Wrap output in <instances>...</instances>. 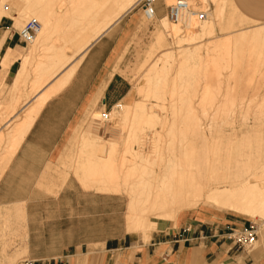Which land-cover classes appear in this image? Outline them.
I'll list each match as a JSON object with an SVG mask.
<instances>
[{
	"label": "crops",
	"instance_id": "0c3cea01",
	"mask_svg": "<svg viewBox=\"0 0 264 264\" xmlns=\"http://www.w3.org/2000/svg\"><path fill=\"white\" fill-rule=\"evenodd\" d=\"M155 1L154 17H145L143 12L145 18L158 20L144 51L146 60L167 17H159L165 7L163 1ZM232 3L246 18L264 22V0ZM135 5L87 50L76 52L80 44L77 42L76 56L61 72L64 74L78 63L73 76L43 104L2 173L0 264H11L22 252H26L24 258L34 259L35 264H237L245 258V250L234 245L227 232L230 227L249 226L251 217L220 207L197 208L199 204L177 213L176 227L153 230L145 239L142 232L126 230L123 207L127 200L121 193L102 190L104 182H100L102 187L98 182L101 171L93 170V182L92 164L97 168V163L82 164L92 153L87 141L95 136L90 134V127L97 124L92 121V114L113 110L124 103L130 106L135 99L134 85L123 73L133 35L138 27L147 26L143 20L138 25L140 11L134 8L139 4ZM15 25L10 16H3L0 21V76L7 85L4 104L11 100L16 78L23 70L19 56L23 43ZM86 36L88 32L79 38ZM5 59H10L6 67ZM34 100L21 106L19 112L23 113ZM21 113L14 118L11 115L0 131L4 132L9 123L14 128ZM93 183H98L101 190L88 187ZM5 223L9 225L8 248L3 241L8 228Z\"/></svg>",
	"mask_w": 264,
	"mask_h": 264
},
{
	"label": "rangeland",
	"instance_id": "374dc122",
	"mask_svg": "<svg viewBox=\"0 0 264 264\" xmlns=\"http://www.w3.org/2000/svg\"><path fill=\"white\" fill-rule=\"evenodd\" d=\"M18 1L19 0H10L9 5L10 7L13 6V8L12 7L11 8L14 10L10 8V11H11L10 17H12L15 20L16 25H17L15 26L18 28V32H19V30L22 28L25 22L28 21V18L21 19L22 21L20 20V18L18 20L17 16L19 13L17 11H20V7L17 5ZM20 1L23 2L24 0H20ZM63 1L65 2V0H62L60 1V3L61 2L63 3ZM75 1L78 5L82 4L83 2L82 0H78L82 2H77V0H66L67 3L66 4L64 3L62 6H60L62 3L61 4L59 3L60 4V5L58 4L59 6L56 5V7L54 6L52 7V5L49 3V5H44V7L43 6L38 7L41 13L44 10L43 11L44 14L42 13L43 17H46L49 14L50 17L48 16L47 19L49 20V18L51 17L53 19L51 18L50 22H48L47 20L46 22H44L47 25L46 24L43 25L44 24L43 21L42 20L40 21V18H39L41 13L37 9L38 16H34L33 18L37 19L40 23L42 22L41 28L37 34V39L34 42L29 43V44L22 41L23 47H21L19 56L21 57V60H22V68L25 66V72H24L23 81L21 84L22 88L19 93L21 97L18 102V106H17L18 108H16V111H13L12 116H11L12 118H14L15 115H18L21 113L18 110L21 106L26 105L27 103L31 102L29 100H33L36 94L40 92L39 88L41 86H39V88L37 89H34V86H33V82L37 76V69H38L39 61L46 60L47 57L48 59H50L49 57L53 55L57 50L56 46L58 45L61 46L62 42L64 45L66 43L68 44L63 47L65 48L66 53L67 52L68 54L73 53L75 49L77 48L75 47L77 42L79 41V43L82 44V41L86 40L85 39L86 37L83 39L79 37L85 34L87 31L89 32V30L93 31V29H91V26H93V23L94 24L97 23L98 18H95L94 20L93 17H91L90 15L89 16L86 15L85 12L84 14L86 16L84 14H81L79 11L80 9L83 8L82 5L84 4L79 5L80 8L78 7V5L77 7L76 5L75 7H73L74 6L73 2ZM161 1H163L165 11L162 15H159V17L167 14L168 6L174 3L176 0H166L167 1L166 4L168 6H166V4L164 3V0H161ZM190 1L191 2L193 1L192 3H193V7L195 10L208 11V14H209L208 20L214 21L215 26H216V32L213 33L214 35L206 34V33L201 34L199 31H201V29L203 28V22L200 21L198 22L199 27L195 29L199 32L198 38H197V44L196 45L192 44L193 45L192 46L191 45L192 42L189 40H186L188 39L187 37V34L189 33L188 29H185V28L182 29V27H177L176 25H174L175 23L172 20L166 17V19L163 21V31H162L163 34L161 33L163 35L162 36L163 42L160 40V38L157 40L154 48L152 49L150 55L148 56L146 60L144 51L152 39V33L155 28V24L158 22V20L155 21L154 19L149 20L145 18L147 16L145 15L144 17L142 6L140 4L137 5L138 4L137 2L136 3L137 6L135 5L136 7L134 9L136 11H140V19H139L138 25H140V21L143 20L147 22V26L146 28L138 27L136 33L133 35V38L131 39V54L128 58V61L125 63L124 70H123V73H125V75H127L131 79L134 85V89L136 93L135 99L133 103H131L130 106H125L128 103H124V106H119L117 108L118 112H116L117 115H115L116 119L113 118V115L111 113L112 110L107 111V112H102L103 117L99 115H98L99 117H97V115H95L94 117V113L91 116L92 121L97 122L96 125L90 127V134L95 135L90 138H96V141L98 142L97 147L94 152V153H97V155L93 153L94 155L86 158L85 160H82L83 165H87V164L91 165V162H95L97 159H99L98 157L101 155H105L109 157L110 155L109 147L110 145H113V143H115V145L116 144L118 145L117 147L118 150L115 151L117 153H114L115 156L113 157L114 159L116 158L115 163L117 164L119 163V161H120V164L124 163L123 159L127 155L126 153H124L126 152L125 151L126 144H129V145L132 144V146L136 147V149L139 148L140 150L139 149L138 150L141 151V153L145 151L150 152L152 149L155 150L154 146H157L158 144L157 147L159 149L158 150L159 152H153L154 153L153 156L151 152L149 154L151 155L154 161L152 165L147 167V169L144 170V169L138 168L137 170L136 169L129 170L128 165H126L124 169H122L123 168L122 165H117L119 166L117 167V171H116V176L118 175L117 177H119V178H116L118 180V183H117L118 187L117 188L112 187L111 190H115L116 192V189H118V193H121L123 195V198L127 200V203L131 195V193H129L131 190V188L129 187H131V185L126 184L124 179L122 178V177L125 178V174L127 172L129 173V179L131 183L137 182V181L143 182L138 187L140 191H142L144 194L147 193L152 188H153L152 191L155 192L157 188H159L160 186L162 187L163 185L162 181L164 180V178L167 179L171 175H175L176 172L178 173L180 171L183 172V170H187V169H188L187 171H190V173L196 178L197 176H200L204 182L210 181L211 176L220 178L227 171L231 174H237V173L241 174L243 179L257 176L258 179L264 180V165H263L264 163V78L259 81L260 84L258 83V84H254L251 86L246 85V79L248 78L249 72L245 68L246 63L243 62L241 63L240 67L236 70L231 71V69H227L223 71L224 73L221 75L219 79L221 81L223 80L222 81L223 83L221 81L218 82V77L215 78L216 76L214 72L208 71L205 66V61L207 58L206 57L207 50L204 47L206 46V44L211 42L210 40L211 38H214L213 36L224 35L229 32H239L240 30L245 29V28H255L257 25L264 23V22L252 21L246 18L236 9V7L232 3V0H190ZM54 2L57 3L59 2V0H57V2L54 0ZM41 8H42V11H41ZM73 9H75V11ZM51 10H52V13L50 14L49 12H51ZM59 13L60 15H58ZM81 16H84V17H81ZM57 18L60 19L59 24H57L58 23L56 21ZM76 18H79V20L77 21ZM51 22H54L55 24L54 23L52 24ZM161 23H162V20L160 21V25ZM166 23H169L168 25L171 24L173 26V30H170L169 32L166 31L168 27ZM231 24H232V27H229V25ZM68 34H70L72 38H70V35ZM89 34L91 35L92 32L91 33L89 32ZM65 35L67 39L63 38V36L65 37ZM72 39H74L75 42L72 41ZM183 39L185 40L184 41L185 46H188L191 49H194L195 47H197V52L195 51V54L196 53L197 54L193 55L195 57L192 56L193 58H191L188 63V65L196 64L197 66L195 68H191V70L189 69L190 67L187 68V70L188 69L190 70L189 73H188L189 70L187 71L185 68L183 77L178 79L180 82L178 81V87H176L174 95L171 93L169 87L163 88L164 87L163 84H160L159 87H157V89L152 88L149 91H144V93L142 94L140 90H141L142 85L146 83L145 82L146 81L145 79H147L146 75L149 73L148 71L150 70V67L153 61L157 59L158 56H160L162 52L165 50L172 49L174 53L177 54L178 49H179L178 46L180 45L179 42L180 40H183ZM70 43L71 45H69ZM81 44H79L80 45L78 47L79 49L81 47ZM252 44L250 43L247 44L245 48L248 50L249 48L252 47ZM199 46H201V48ZM253 46H255V43L253 44ZM49 47H50V50L48 49ZM51 48L53 49V51L51 50ZM66 53L64 54L66 55ZM10 59L8 60L5 59V61L3 62L4 67L7 66V63L10 61ZM64 59L67 60V62H69L68 56H65ZM63 60L60 61V63L66 62L65 60L64 61ZM175 61L174 60L172 61V63L173 62L175 63L173 67L174 69L172 68L173 71L169 69L170 70L169 75H168L169 80L170 78L172 79L174 76H176L175 74L177 72L176 68H177L178 60L176 62ZM53 71L55 70H51V72L45 76V78L43 79L45 81L44 84L52 79V76L54 75L52 74ZM191 71H192V74H191ZM187 75L190 76V79H187L189 78ZM210 75L212 76L210 77ZM258 78L259 77H257L256 80H258ZM183 80L185 83L183 82ZM186 80L187 81L189 80L188 82L191 81L188 86L189 88L186 85V82H187ZM216 80L218 82V83L216 82L217 85L215 83ZM208 81H210L211 83ZM192 82L193 83L195 82V83L193 84ZM231 83L233 85L236 84V86L233 87ZM15 84H16V81H15ZM15 84L13 87V91L10 95L11 98L15 94V91L17 90ZM227 84H229V86ZM161 85L163 87H160ZM231 87H233V89ZM194 88H197V90L195 89L197 93L196 91H194ZM184 89L188 90V91L186 90L187 93L185 92ZM229 89H231L232 91L231 90L228 91ZM227 91L230 92V94ZM145 92L147 93V95L149 94V96H147ZM155 92L156 93L158 92L157 95ZM231 92H232V95H231ZM193 93L195 94L196 97L194 96ZM230 95L232 96L231 98H230ZM6 97H7V85L5 84L4 79L0 76V101L2 100L0 107H3L2 105L5 103V100L7 99ZM181 98H182V101H181ZM185 98H187L186 101H188L190 98L194 99V100L192 99L193 101L192 100H189V101L191 102V104L193 103L192 106L194 107V111L197 114V122L200 123V126L198 125V127H200L199 129L200 131L198 135H197V130H195V126L194 128L192 126L193 122H194V125H196L195 120H192V119L189 120V118L185 117L188 104L190 103L189 101L185 102L183 100ZM178 99H180V103ZM140 101L145 103L144 105H145V108L147 109V112L151 114L153 113L156 114L158 118L156 119L155 124L154 123L151 124L149 121H146V120H142L139 122L135 120L134 122H137V123L134 125V127L136 126L138 128L137 129L135 127L137 129L136 130L137 132L135 133V135L137 134L135 137L137 138V140L135 141V139L133 140L132 137H129V139L131 138L130 141L128 139V142H126L124 140L127 135L126 134L127 130L128 128H130L127 124L129 123L127 120H129V116L131 115L132 110L135 109V106H137L138 102ZM173 101H174V104H173ZM182 104L184 105L182 107L183 109H179L181 108ZM172 105L177 106V108L174 107L176 109V112L174 110V114L176 113L175 115H177L175 117H173L174 114H172L173 109H174ZM178 106L180 107L178 108ZM164 108L166 109L164 110ZM26 110L27 109H25V111ZM25 111L21 113L22 116L25 114ZM179 112L180 114L182 113L181 114L182 117H179L180 116ZM176 117L180 119L178 118L176 119ZM184 117L186 119H184ZM182 119L183 121H181ZM184 120L186 121L188 120L187 122L189 124L185 122ZM16 124L17 122H15L14 128L12 127V130L15 129ZM131 124L132 122H130L129 125L133 127V125ZM171 126L173 127V129ZM134 127H133L134 129L133 131H135ZM191 128H193V130ZM173 130H174V133H173ZM191 131L193 132L191 133ZM160 138L161 140H159ZM102 141L105 142L103 143V145H102ZM107 141L110 142L111 144L107 143ZM211 142H213V144ZM137 143L139 145H137ZM9 146H10V137L8 135V131L5 130V137L0 142V159L2 158L3 154L9 150ZM212 150L214 152L211 153ZM237 161H240L241 163ZM135 162L138 165L141 161L138 158ZM134 165L136 164L134 163ZM236 165L237 166L239 165V166L237 167ZM248 167H249V171H248ZM228 168L229 170H227ZM202 171H203V174H201ZM121 173L122 174L124 173V174L122 175ZM120 174L122 175L121 177H120ZM229 184L231 185L232 182H230ZM213 185H218V184L214 183L212 184V186ZM89 187H96L100 189L97 184L91 185ZM177 207H178L177 208L178 214L184 210H190V209H186L185 207H181L179 205ZM199 207H209V208L220 209L219 207H216L215 205L211 203H207L206 201H203L202 203H200V205L197 208ZM123 210H124L123 219H125V228L127 230V226H126L127 225V221H126L127 204L126 206L123 207ZM220 210H224V209H220ZM225 211H231V210L225 209ZM251 219L253 221L250 223V225L253 224L258 227V238H257L258 241L251 249L245 251L244 253L245 258H243V261L237 264H264V238L262 236V234L264 235V219L260 217L258 218L251 217ZM7 223L5 224L8 227L9 225ZM7 230H9V227L5 230V233H3L4 234L3 241L7 243L6 248L9 247V237H8L9 233H6ZM25 254L26 252L19 253L11 264H19V262L22 259H24ZM8 261H9V258H8Z\"/></svg>",
	"mask_w": 264,
	"mask_h": 264
},
{
	"label": "bare ground",
	"instance_id": "6f19581e",
	"mask_svg": "<svg viewBox=\"0 0 264 264\" xmlns=\"http://www.w3.org/2000/svg\"><path fill=\"white\" fill-rule=\"evenodd\" d=\"M9 1L10 0H0V21H1L3 16H10V14H11L10 8L11 7L13 8V6L10 7ZM55 1L57 2V0H55ZM60 1H62V0H59V2H57V3H55L54 0H24L23 2L19 0L17 2V5L20 7V11H17L19 13V14L17 13L18 14V16H17L18 20H19V18H20V20L24 19V18H28V20H29V18L32 19L34 16H38V10H39L38 7H40V6L44 7V5H49V3L52 5V7L53 6L56 7V5H58L60 3ZM82 1L77 0V2H82V4H84V5L79 4V5L83 6V9H80L79 12L81 13L83 11V12H85L86 15H88V16L90 15L91 17H93L94 20H95V18H98V20H97V23H95V24L93 23V26H91V29H93V31L89 30V32L90 33L92 32V34L90 35L89 32L87 31L89 35L86 36L85 41L81 40L82 41V44L80 43L81 47H80V49L78 48L79 50L78 51L76 50V52H81V51H84L86 48H88V46L95 39H97L115 20H117L121 15H123L128 10H130L137 2H138V4L140 3V0H82ZM187 2H188L190 9L185 10L182 13V15L178 21H173V20L172 21L175 23L174 25H176L177 27H182V29L183 28L188 29V31H189V33L187 34L188 39H186V40L191 41L192 42V43L190 42L191 45L192 44L196 45L199 32L201 34L206 33V34L214 35L213 33L216 32V26H215L214 21L208 20V16H209L208 11L195 10L193 7V3H192L193 1L191 2L190 0H187ZM64 3L65 4L67 3L66 0H65V2L63 1V3L61 5L60 4L59 5L62 6ZM73 3H74L73 7H75V5L77 7L78 4L76 3V1ZM79 5H78V7H79ZM82 6H81V8H82ZM75 9H73V10L75 11ZM12 10H14V9H12ZM41 11H42V8H41ZM43 11H42V13H43ZM200 11H204L205 15L203 17L199 16L198 12H200ZM15 12H16V10H15ZM39 12H40V10H39ZM67 12H69V11H67ZM79 12H77V13H79ZM42 13H41V15L39 14L40 15L39 18H40V21L42 20L44 23L48 20L47 17L49 16V14H48V16L43 17ZM49 13L51 14L52 10ZM217 13H218V11H217ZM215 14H216V12H215ZM58 15H60V13ZM64 15H66V14H64ZM75 17H74V19H75ZM81 17H84V16H81ZM102 17H103V19H102ZM51 18H49L48 22H50ZM167 18H169L168 14H167ZM56 21L58 22L57 24H59L60 19L57 18ZM200 21L203 22V28L201 29V31L198 32L195 29H197L199 27L198 22H200ZM75 22H76V20H75ZM51 23L53 24L54 22H51ZM45 24L46 23H44L43 25H45ZM166 24L168 25L169 23H166ZM48 25H50V24H48ZM78 25H80V24H78ZM229 27H232V24L229 25ZM46 29H45V31H46ZM170 30H173V26L171 24L168 25L166 31L169 32ZM193 30H195V31H193ZM162 34L160 35L159 38L163 42V40H162L163 35ZM68 35H70V34H68ZM67 37H69V36H67ZM87 37H88V39H87ZM213 37L214 38H211V40H210L211 42L208 43L209 45L206 44V46H204L207 50V56H206L207 58L205 57L206 58L205 66H206L208 71L214 72V74L216 76L215 78L218 77V82L221 81L219 79H220L221 75L224 73L223 71H225L227 69H231V71L236 70L240 67L241 63H243V62L246 63L245 68L249 72L248 78L246 79V85L251 86L254 84H258L259 81L264 78V23L257 25L255 28H245V29L240 30L239 32H229V33H226L224 35H218V36H213ZM63 38L67 39L66 35H65V37L63 36ZM70 38H72L71 35H70ZM36 39H37V37L35 38V40ZM72 41H74V39H72ZM184 41H185L184 39L180 40V42H179L180 45L178 46L179 49H178L177 54H175L172 49L165 50L162 52V54L160 56H158L157 59H155L153 61V63L151 64L150 70L148 71L149 73L146 75V78H147V79H145L146 83L143 84L141 87L140 91L142 94L144 93V91H149L152 88L157 89V87H159L160 84H163L164 87L162 85L160 87H163V88L169 87L171 93L174 95L175 89H176V87H178V81H179L178 79L183 77V73L185 71V68L187 70V68L190 67L189 69L191 70V68H195L197 66L196 64L188 65L189 60L191 58L195 57L193 55L197 54V53L195 54V51L197 52V47H195L194 49H191L190 47L184 45ZM251 42L253 44L255 43V46H253V44ZM249 43L252 44V47L247 50L245 48V46ZM66 45H68V44L66 43L64 45L62 43L61 46L60 45L56 46L57 47L56 52L54 51L55 53L51 56L48 55V56H50L49 57L50 59H48V57H47V59H46L47 61L46 60L39 61L38 69H37V76L33 82V86H34V89H37V88H39V86H41L39 88L40 92L38 94H36V96L34 98L35 100L32 102L31 106H29V108L25 111V114L22 117H20L19 120L16 121L17 124H16L15 129L12 130L11 123H9L7 128L5 129L8 131V135L10 137V146H9V150L6 151L5 155L0 159V177H1L2 173L4 172V170L6 169L8 163L12 159L13 154L16 152L21 140L24 138V136L26 135L28 130L31 128V125L34 122V120H35L37 114L39 113L40 109L42 108L43 104L48 99H50L53 95H55L61 89H63L65 87V85L68 84L71 77L73 76V73L76 70L78 63H75L74 65H72L67 71H65L64 74L61 73L62 70L65 69L67 67V65L71 63V60H73V58L77 54L74 52L75 53V54L73 53L74 55L68 56L69 62H67V60L64 59V57L67 55L64 54V53H66V51H65V48H63ZM69 45H71V43ZM199 47L201 48V46H199ZM48 49L50 50V47ZM51 50L53 51L52 48H51ZM63 59L67 63L66 62L60 63V61H62ZM173 60L174 61L178 60L179 63L177 62V68H176L177 72L175 74L176 76H174L172 79L170 78V80H169L168 79L169 71L170 70L173 71L172 68L174 67V64H175L174 62L172 63ZM26 63H27V61H26ZM61 64L62 65L65 64V65L62 66ZM51 70H55L52 73V74H54L52 76V80H49L48 82H46L44 84L45 81L43 79L45 78V76L48 73L51 72ZM190 70L188 71V73L190 72ZM24 72H25V66L23 67V70L21 71V73H20V75L16 81V84H15V86L17 88V90H16L17 92L15 91V94L13 95L11 100L8 103L2 105L3 107H1V110H0V126L2 125V123H4V121H7L10 118V116L12 115L13 111H16V108H18L17 107L18 102H19L20 97H21V95L19 93H20V90L22 88L21 84L23 81ZM60 73L62 74L60 77H58V78L56 77L55 79L53 78L56 75L58 76V74H60ZM191 74H192V71H191ZM212 75H210V77ZM188 77L189 78H187V79H190V76H188ZM257 77H259L258 80H256ZM188 81L186 82L187 87L189 86V83L191 82V81L190 82H188ZM193 81H195V80H193ZM210 81H208V82H210ZM183 82H184V80H183ZM216 82H217V80L215 81V83ZM217 83H216V85H217ZM227 83H228V81H227ZM195 85H197V84H195ZM227 85L229 86V84H227ZM231 85L233 87L236 86V84L233 85L232 83H231ZM214 87H215V85H214ZM233 87H231V88L233 89ZM195 89L197 90V88H194V91H196ZM186 90H185V92H186ZM230 90L231 89H229L228 91H230ZM157 93H156V95H157ZM196 93H197V91H196ZM228 93L230 94V92H228ZM146 95H147V93H146ZM231 95H232V92H231ZM231 95H230V98L232 97ZM147 96H149V94ZM183 96H184V94H183ZM194 96H195V94H194ZM227 96H228V94H227ZM174 98H176V97H174ZM192 99L190 98L189 100H192ZM178 100L180 103V99H178ZM183 100L185 102L189 101V100L186 101L187 98H185ZM233 100H235V99H233ZM181 101H182V98H181ZM144 104L145 103H143L142 101L138 102L137 106H135V109L132 110L131 115L129 116V120H127L129 123L132 122L131 125H133V127L137 122L142 121V120H146V121H149L151 124L152 123L155 124V121L158 118V116L156 114H154V113L151 114V113L147 112V109L145 108ZM173 104H174V101H173ZM183 104H182L181 108H179L180 106H178V108L183 109L182 107L185 105V104L184 105ZM192 105H193V103L191 104V102L188 104V108H187V112H186L187 116L185 115V117L189 118V120L190 119L195 120L196 125H194L193 121H192L193 125L192 124L191 125L193 126V128L195 126V130H197V135H198L199 131H200L199 130L200 127H198V125L200 126V123L197 122V114L195 113L194 107ZM118 107L116 106L111 111L114 119H116L115 115H117L116 112H118L117 111ZM172 107L177 108V106H175V105L174 106L172 105ZM165 109L166 108H164V110ZM174 110L176 112V109L174 108L173 113L171 112L172 114H174ZM181 112H182V110H181ZM175 114L173 115V117L177 116ZM179 114H180V112H179ZM181 114L179 117H182ZM95 115H97V117H99V116L103 117V114L101 112H95L94 117H95ZM185 117H184V119H186ZM177 118L178 117H176V119ZM125 119H127V118H125ZM178 119H180V118H178ZM135 120H137V122H134ZM174 120H175V118H174ZM181 121H183V119ZM184 121L187 122L188 120L187 121L184 120ZM124 122H126V121H124ZM129 123H127V124L130 128H128V130H127V133H126L127 135H126V138L124 141L128 142L129 137H132L133 140L135 139V141H136L137 138H135V137L137 134L135 135V133L137 132L136 130L138 128L135 126L137 129L134 127L135 131H133L134 129H133V127H131L129 125ZM187 123H186V125H187ZM171 127H169V128H171ZM193 128H191V129L193 130ZM172 129H173V127H172ZM172 129H171V131H172ZM192 132L193 131H191V133ZM169 133H170V131H169ZM173 133H174V130H173ZM256 134H258V133H256ZM160 136H162V135H160ZM4 137H5V131L4 132L0 131V142L4 139ZM90 137H92V136H90ZM130 139H129V141H130ZM159 140H161V138ZM87 141L89 142V146H90L89 148L92 149L90 151V152H92L90 154V156H92L94 154L97 155V153H94L95 152L94 150L96 149L97 143H98L96 141V138H90V141L89 140H87ZM105 142H106V140H105ZM105 142L102 141V145ZM107 143H110V142L107 141ZM211 143L213 144V142H211ZM137 145H139V144L137 143ZM104 146H105V144H104ZM157 146H158V144H157ZM157 146H154L155 150L152 149L150 151L152 153V156L154 154L153 152H159L158 151L159 149ZM117 147H118V145L117 144L115 145V143H113V145H110V147H109L110 148V152H109L110 155L108 154L109 157H107L105 155H101L98 157L99 159H97L94 162V163H97L96 164V166L98 165L97 168L94 167L95 164L91 163L93 165L92 166L93 169L91 170V168H90V170L92 171L91 172L92 175H90V176L92 177L93 174L96 173L95 171H97V170L101 171V172H98V174L100 173V176L98 178L99 179L98 182H99V185L101 184L100 182H102V183L104 182V185L102 184L103 187L101 185L100 186L102 187V190L105 192L111 191L112 193H114L115 190H111V188L112 187H116V188L118 187L117 186L118 180L116 178H119V177H117L118 175L116 176V171H117V167H119V166H117V165H122V167H123L122 169H124V167L126 165H128L129 170H135V169L137 170L138 168L145 170V169H147L148 166L152 165L153 161H154L152 159L151 155H149L150 152L145 151V152L141 153V151H139L140 150L139 148L136 149V147L132 146V144L131 145L126 144V148L124 147L126 149V150L124 149L126 152H124V153H126L127 155L123 159L124 163L120 164V161H119V163L117 164V163H115L116 158L115 159L113 158L115 156L114 153H117V152H115L116 150H118ZM160 149H161V147H160ZM142 151H144V150H142ZM212 152H214V151L212 150L211 153ZM86 153H88V152H86ZM107 153H108V151H107ZM160 155H161V153H160ZM138 158L140 159L141 162L137 165V163L135 161ZM93 159H95V158H93ZM237 162H240V161H237ZM134 163L136 165H134ZM263 165H264V163H263ZM135 166H136V168H135ZM247 166H248V164H247ZM253 167H255V166H253ZM99 168H100V170H99ZM178 169H180V168H178ZM250 169H251V167H250ZM93 170L95 173H93ZM187 170H183V172H181L179 170L180 171L179 173L176 172L175 175H171L167 179L164 178V180L162 181L163 182L162 187L160 186L159 188H157V190L155 192L152 191V189H153L152 188L151 190H149L145 194L142 191H140V189L138 187L143 182L137 181V182L131 183L130 179H129V173L128 172L125 174V178L122 177L126 184L131 185V187H129V188H131V190L129 192V193H131V195L129 194L130 198L128 199V203H127V215H126V221H127L126 226H127L128 232H131V233L132 232H135V233L136 232L137 233L142 232L145 239H149L150 233L153 230L164 229L167 227H176V216H178V215H176V213H177V208H178L177 206L178 205L181 207H185V208H190V207L194 208V206L199 205L203 201H206L207 203H211L217 207H220V208H223L226 210H231V211H234V212H237V213H240L242 215H246V216H249L252 218L260 217V218L264 219V180L258 179L257 176H255V177L253 176L251 178L249 177V178L243 179L241 174H238V173L237 174H231L227 171L220 178H217L215 176H211L210 181L206 180L208 182H204L200 176H197V178H196L195 176H193L190 173V171H187ZM227 170H229V168ZM248 171H249V167H248ZM121 174H120V177L123 175V174L122 175ZM201 174H203V171ZM262 174H263V172H262ZM92 178H93V182H94V177H92ZM96 178L97 177H95V182H97ZM230 182H232L231 185L229 184ZM214 183H217L218 185L212 186V184H214ZM117 192H118V189H116V193ZM262 236L264 238L263 234H262ZM257 241L255 242V244L257 243Z\"/></svg>",
	"mask_w": 264,
	"mask_h": 264
},
{
	"label": "built area",
	"instance_id": "2783aa9c",
	"mask_svg": "<svg viewBox=\"0 0 264 264\" xmlns=\"http://www.w3.org/2000/svg\"><path fill=\"white\" fill-rule=\"evenodd\" d=\"M155 0H140V5L144 14L148 18H152L156 15ZM187 0H176L174 3L168 6V17L173 21H178L185 10H189ZM200 17L205 15L204 11L198 12ZM41 28V23L35 19H29L25 22L22 28L19 30V36L25 43H32ZM228 238L239 249L249 250L251 249L258 238V227L256 225H249L247 227H230L227 232ZM19 264H35V260L31 258H24Z\"/></svg>",
	"mask_w": 264,
	"mask_h": 264
}]
</instances>
